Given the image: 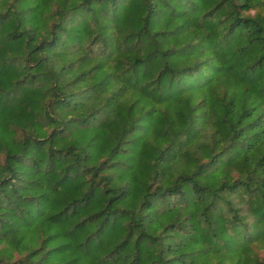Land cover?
Returning <instances> with one entry per match:
<instances>
[{
	"label": "trees",
	"instance_id": "1",
	"mask_svg": "<svg viewBox=\"0 0 264 264\" xmlns=\"http://www.w3.org/2000/svg\"><path fill=\"white\" fill-rule=\"evenodd\" d=\"M0 264H264V0H0Z\"/></svg>",
	"mask_w": 264,
	"mask_h": 264
}]
</instances>
